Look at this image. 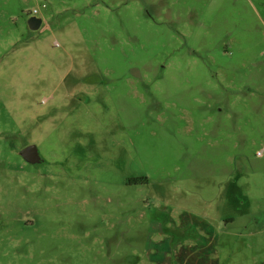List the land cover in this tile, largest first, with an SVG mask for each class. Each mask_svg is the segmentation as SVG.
Masks as SVG:
<instances>
[{"label": "rangeland", "instance_id": "1", "mask_svg": "<svg viewBox=\"0 0 264 264\" xmlns=\"http://www.w3.org/2000/svg\"><path fill=\"white\" fill-rule=\"evenodd\" d=\"M0 264H264V0H0Z\"/></svg>", "mask_w": 264, "mask_h": 264}, {"label": "water", "instance_id": "2", "mask_svg": "<svg viewBox=\"0 0 264 264\" xmlns=\"http://www.w3.org/2000/svg\"><path fill=\"white\" fill-rule=\"evenodd\" d=\"M40 20L38 18L32 17L28 21V25L31 29H36L39 26ZM20 156L28 163H38L40 162V157L37 152V149L34 145H28L20 150Z\"/></svg>", "mask_w": 264, "mask_h": 264}, {"label": "flooded vegetation", "instance_id": "3", "mask_svg": "<svg viewBox=\"0 0 264 264\" xmlns=\"http://www.w3.org/2000/svg\"><path fill=\"white\" fill-rule=\"evenodd\" d=\"M32 18V17H31ZM35 18H37V17H35ZM39 20H40V24H39V26H37V28L36 29H38L39 27H40V25H41V22H42V20L40 19V18H38ZM30 20V19H29ZM29 26V25H28ZM30 28V27H29Z\"/></svg>", "mask_w": 264, "mask_h": 264}, {"label": "crops", "instance_id": "4", "mask_svg": "<svg viewBox=\"0 0 264 264\" xmlns=\"http://www.w3.org/2000/svg\"><path fill=\"white\" fill-rule=\"evenodd\" d=\"M204 253H206V254H207V252H204Z\"/></svg>", "mask_w": 264, "mask_h": 264}]
</instances>
